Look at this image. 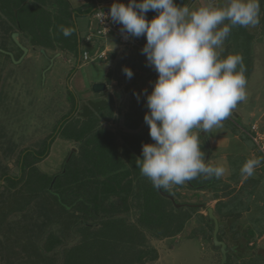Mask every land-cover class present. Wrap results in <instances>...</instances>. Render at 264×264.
<instances>
[{
	"label": "rangeland",
	"instance_id": "obj_1",
	"mask_svg": "<svg viewBox=\"0 0 264 264\" xmlns=\"http://www.w3.org/2000/svg\"><path fill=\"white\" fill-rule=\"evenodd\" d=\"M42 1L44 0H38V2L35 3L43 6ZM175 2L177 4H182L183 2H187V0H175ZM191 2V6L189 7L195 9L206 5L208 0H191ZM212 2L217 7L227 5V0H212ZM26 3L34 5L33 0H26ZM36 12L42 14V9L36 8ZM2 13L10 14L18 21L22 20L24 26H28L34 31L42 29L40 28V24H42L40 20L46 17L45 15L40 16L34 14L32 7L19 10L15 15L14 10L7 9L6 4L0 2V14ZM5 14H3L0 19V45L8 43L7 41L9 38L5 36L10 35L11 32V30L10 32L8 31L11 19ZM155 15H157L156 12L153 16L151 15V17ZM259 19L260 23L255 27H242L239 25L231 27V31L223 42L222 47L217 49L219 59H224L228 55H239L242 57L244 76L247 81L246 99L239 102L232 110L231 115L225 120L227 121L225 124L226 132L229 134L235 132L238 134V137L234 136L230 147L218 149L221 153H226V157L221 158L216 164L222 165L225 168L223 177L227 176L229 173H233L234 168L238 169L241 167L240 163L243 160L241 157L249 156L250 153L253 154V158L259 156L263 157L251 138L245 133V130L251 131V124L253 122L257 121L259 125L261 122L264 123V0H260ZM228 23L230 22L225 21V24ZM222 26L223 25H221V27ZM16 45L13 44L12 47H14V50L19 55V48L17 47L18 45ZM1 55L0 52V59L2 57ZM12 61L14 65L17 66L13 59ZM33 65H35V63L29 61L22 65L21 68H23L22 70L25 72L21 70L22 73L19 76L20 78H16V82L8 90L0 87V264H40L39 261H36V256L31 254L34 248V246L31 247L33 241L26 237H24V239L16 238L19 236L18 233L28 237L29 234L39 232L40 226L42 225L45 230H54L57 233H62L60 232L62 223L59 222L66 223L69 220L73 221L75 219L74 216L71 217L67 210L63 209L61 205L57 203L53 195H50L53 194L50 190L47 189L44 191V189H41L42 186H46L49 180L47 181V178L39 177L38 174L40 172L45 173L46 176H52L53 180H51L53 184L57 178L61 177L57 175H63L69 169L67 174L69 180L72 177L71 175L75 174L74 172L82 168L81 166L83 165H80V162H74V157H70L71 154H73V148L74 154L79 153V143L75 144L74 142L69 144L67 148V144L63 142V137L66 136L68 132L67 123L64 127L60 125L63 123L61 120L66 115H68L66 116V118H68L69 115L72 114L70 117L71 121H75V119H73L75 113L72 111V105L74 102L78 103V97H76V93L72 91L70 86L66 87L64 80H57V84L53 87L56 89L59 88L57 91L59 93L58 96H56V93L51 92L53 88L49 90L51 79H47L48 74L45 73L46 69L40 70L37 68V71L33 68L29 69V78L26 77L28 74L26 71ZM26 66L28 67L24 68ZM148 69L150 70L147 73V77L153 72H156L153 67ZM239 70L240 65L237 66V71ZM63 72L65 73V71L62 70V73ZM149 79L152 78L149 77ZM148 85L150 86L152 83L149 82ZM12 88L19 91L17 94H14V96H11L10 89ZM151 91L152 88H148V93ZM77 103L75 104V110L78 108ZM242 104L245 105V107H243ZM77 113H79V110ZM239 113L242 114L241 118L236 117L240 115ZM99 114L100 112L97 116H99ZM97 116L92 112L87 118L89 120V122H87L88 127L83 126L82 128H77V130L80 133L90 130L91 128L89 129V126H92L95 121L98 120ZM232 121L236 123L237 132L234 130L232 131V127L228 125V123L232 124ZM238 124L244 129L238 127ZM232 125L235 126L234 124ZM91 130L92 132L94 131L97 141H102L103 137L100 133H97V129L93 128ZM147 131L149 132V130ZM52 135H54V138L56 136H59V138L56 139L51 147L50 156L41 162L39 166L37 162H35L36 160H34L26 169H23V164L27 165L31 161L30 157L41 156L46 148L49 147L48 150L50 149ZM200 135L204 138L202 132L199 134V137ZM211 135H213V140L216 142V145L221 142L220 135H217L216 132H212ZM90 137L93 138V136ZM141 137V139L139 138L138 141H135L138 145L141 144V142L144 144L154 143L149 133H144ZM205 137L208 138L207 135H205ZM23 142L24 145L27 146L25 150L20 148ZM104 144H106L105 141ZM104 151L106 152L105 148ZM215 151L213 154H215ZM20 157L21 161H19ZM28 158L30 161H28ZM262 168L264 169L261 165L258 166L254 175L247 181L245 180L243 184L245 191L252 190L254 192V198L249 199V202H242L241 196L238 195L241 198V202L244 204H242L239 201V197L236 196L226 203L227 206L233 208L230 211H233L235 214L237 213L236 209L240 212L244 209V211H246L247 206H249L242 218L239 217L240 213L237 218L230 215V223L231 221H233V223H235V221L237 222L236 231L233 234L237 239L246 236L247 229L250 228V226L251 235L257 234L264 226V170ZM6 170L10 178L3 177L2 173ZM29 178L32 179L31 182H28ZM12 179H16L15 181H17V183H14ZM257 179L260 181H257ZM60 180L62 181V177L59 181ZM198 180L197 177L191 181L196 183L199 182ZM201 182H205V180L201 178ZM211 182L212 181H208L206 183L207 186ZM64 184L67 186L70 183L65 182ZM30 187H32L34 191H37V193L31 192ZM200 187L198 186L195 188L190 185L188 181L182 185H171L168 187V189L178 193L176 197L181 203L196 205L193 207L196 211L192 212L188 206L182 209L191 212L192 218L188 221L184 230L174 236H156L145 227V243L148 246L156 247L159 256L155 260L148 261L144 264H220L221 253L219 251L214 252L210 238H201L202 243L200 244L194 241L190 235L191 232L203 233L204 229L202 228L206 229V226L201 225V222L197 221V215L200 212L207 215V208L209 206H215L214 204L216 203L211 201L213 199V192H210V189L206 190ZM236 190L237 188L234 190L235 193ZM77 192H80V189L72 193L69 192L71 196H65L67 193H63L61 194V198L63 201L64 199H66L65 201H70ZM110 197L113 201L118 199L114 194H111ZM108 202L110 201L108 200ZM23 206H25L24 209L19 210V208ZM74 207H76V205ZM74 207V211H77ZM58 210L60 211L59 218L57 215ZM70 210L72 211V209ZM76 213L77 215L81 214L80 211ZM124 215H126L130 223L140 225L138 222L140 210L136 206H132L131 212ZM248 220L252 221V223H249ZM88 221H92V219ZM209 224V232L211 233V223L209 222ZM19 225L22 226L19 227ZM18 227L22 228V230L20 231ZM12 228H14V231ZM225 235H227V233ZM61 237L64 242L57 247V251L59 252L57 253L56 251L53 253L54 258L58 259L57 264H60L62 261L63 249L66 246L69 247L76 244L81 239V234L72 232L71 234L67 233ZM219 237L220 239L223 238L221 230ZM254 240L255 244L252 245L250 249L249 246L239 245L236 246V249L230 251L227 264H264V252H262V250L260 251V249H264V238L260 241H258V238ZM43 244L44 241L40 242L39 248L44 255H52V253L44 252Z\"/></svg>",
	"mask_w": 264,
	"mask_h": 264
},
{
	"label": "clouds",
	"instance_id": "obj_2",
	"mask_svg": "<svg viewBox=\"0 0 264 264\" xmlns=\"http://www.w3.org/2000/svg\"><path fill=\"white\" fill-rule=\"evenodd\" d=\"M149 11L157 13L151 20L146 18ZM109 17L122 25L121 32L127 36L146 37L141 52L158 74L152 91L146 95L149 111L144 122L154 143L142 145V158L136 160L141 174L157 188L182 185L201 175L223 176L222 165L205 162L199 134L194 130L206 135L222 126L237 104L246 99L242 57L219 59L217 49L231 27H255L260 23V0H227V5L221 7L208 0L195 9L177 5L175 0H128L127 4L114 0L109 12H102L101 21ZM61 30L65 37L74 32L70 28ZM123 71L132 78L130 68ZM260 164V158L248 159L240 169L241 175L253 176Z\"/></svg>",
	"mask_w": 264,
	"mask_h": 264
},
{
	"label": "crops",
	"instance_id": "obj_3",
	"mask_svg": "<svg viewBox=\"0 0 264 264\" xmlns=\"http://www.w3.org/2000/svg\"><path fill=\"white\" fill-rule=\"evenodd\" d=\"M22 1L23 5H21V7L23 6V8L20 10H24L26 7H32L34 14L40 16L45 15L46 17L40 20L42 21V24H40V28L42 29L36 30L37 32L28 26H24L22 20H17V24H14L13 31L10 32V35L5 36L9 38L7 41L8 43L0 45V48L12 52L16 59H21V62L16 63L18 67L15 66L11 56L0 51L2 54L0 59V87L8 90L11 86H13V84L16 82V78H20V74L25 72L22 70L23 68H21V66L27 61L35 63V65L28 68L26 71V73L28 72L26 77L29 78V69L33 68L36 71L37 68L40 70L46 69L45 73L48 74L47 79H51L49 90H52L55 84H57V80H64L66 87L70 86L72 91L76 93V97H78V103L74 102L72 105V111L75 113L73 119H75V121H71V114L68 118H66L68 115L63 117L61 120L63 123L60 124L64 127V125L67 123V135L63 137L61 134L63 137V142L67 144V148L69 144L74 142L75 144L79 143L80 148L85 138L95 135L94 131L92 132L91 130L93 128L97 129V133L105 135L107 138L105 139L107 148L116 145L118 147H122V150L124 149L125 145L128 146V138H130V136L148 132L147 130H149V126L144 122V115L149 111L147 108L146 95L149 94L148 88L153 87V82H155L157 79L158 74L157 72H153L149 75V77L152 79L147 77V73L150 70L148 68L151 66L149 67L148 65L146 55L142 54L141 52V49L146 44V37H133L132 41L129 44H126L120 42V40L113 34H109L107 36H98L96 34V30L99 28V25L96 19L93 17L92 6L94 0H44L42 1L43 6L35 3L38 2V0H33L34 5H29L26 3V0ZM99 1H101L103 5H112L114 3V0ZM120 2L127 4L128 0H120ZM191 3V0H187V2L177 5L191 6ZM36 8H41L42 14H38L35 11ZM154 14V11H149L146 13V18L151 20L153 18L151 15L153 16ZM12 21L13 20L11 19L10 22L13 23ZM62 27L74 29V32L72 35L65 37L61 30ZM14 32H19L20 41L28 48V53L24 54V51L16 45L12 38V34ZM13 44L19 48V55L14 50V47H12ZM85 51H89L92 55H94L97 51H106L107 56L104 59L84 61L82 56ZM27 67L28 66L24 68ZM125 67L132 70V78L129 79L126 77L123 71ZM62 70L65 71V73H62ZM148 81L151 82L152 85L149 86ZM96 83H103L105 86L101 89H94V85ZM58 90L59 88H53L51 92L56 93V96H58ZM145 90L146 92H144ZM10 91L11 96H14V94L19 92L18 90H14V88L10 89ZM76 103L78 104L77 110H75ZM243 107H245V105H243ZM78 110L79 113H77ZM92 112H94L96 116L100 112L99 116H97L98 120L92 125L93 128L92 126H89L91 131L87 130L80 133L77 128H82L83 126L88 127L87 122H89V120L87 118L90 114H92ZM239 114L242 116L241 113ZM226 122L227 121H223L222 126L215 127L206 134L211 146V151L213 150L209 163L213 165H216L221 158L226 157V153H221L218 151V149H226L230 147L234 136L238 137V134L235 132L233 134L226 132ZM232 124L228 123V125L232 127V131H236V123L232 121ZM256 124L261 126L264 130L263 122H261L259 125V123L256 121ZM238 127H240L239 124ZM194 131L199 133V130ZM85 132L87 133L85 137L82 138ZM212 132H216L217 135H220L221 142L217 143V145L213 140V135H211ZM245 133L247 134L246 130ZM203 135L204 138H202L200 135V144L205 145L206 152L204 156L206 160L207 147L205 134L203 133ZM57 138H59V136H56L51 143L48 156L42 157L41 155L40 157V155H35L36 158L30 157L31 161L28 163V165L36 160L35 162H37L39 166L41 162L46 160L47 157L50 156L51 147ZM97 142L98 141L96 140V143ZM23 145L24 142L20 148L22 150L27 149V146ZM91 147L92 149H99L95 143H91ZM214 151L215 154H213ZM72 152L73 154H71L70 157H74V155L79 154H74V148L72 149ZM250 158H253L252 153H250L249 156L241 157V159H243L240 163L241 167ZM257 158L261 159L260 165L261 167H264V158L262 159L261 156ZM241 167L238 169L234 168L233 173H229L225 177H202L205 181H212V183L219 180L216 188L210 187V183L208 186L207 184L201 186H207L206 190L210 189V192L213 193L215 191L214 189H219L220 198H213L211 200L216 202L214 204L215 206L212 207L214 208V212L220 222V230L223 234V238L221 239L224 240L229 247H232L233 250L239 245L249 246L250 249L252 248L251 246L255 244L254 239L257 240L258 238V241H260L264 238V226L255 235L250 234L251 226L247 229L246 236L243 235L244 237H241V239H237L233 235L236 231L235 228L237 222L235 221V223H233V221H231L230 223V215L237 218L240 213L239 217L242 218L244 217L249 206H247L246 211H244V209L240 212L236 209L237 213L235 214L233 211H230L233 208L227 206L226 203L235 196H241L242 202H249V199L254 198L255 196L252 190L245 191L243 188L244 181H247L250 177L245 178L241 175ZM257 181L260 180L257 179ZM235 188H237L236 193L234 191ZM241 198L239 197L240 202ZM202 214L204 213L202 212ZM248 222L252 223L250 220H248ZM204 225L206 226V229L203 231V233L197 234V232H191L190 234L194 241H197L200 244L202 243L201 238L203 237H206V239L210 238V242H213V229L210 233V225ZM226 233L227 235H225ZM261 250L264 252V249H260V251ZM214 252L218 251L214 250Z\"/></svg>",
	"mask_w": 264,
	"mask_h": 264
},
{
	"label": "trees",
	"instance_id": "obj_4",
	"mask_svg": "<svg viewBox=\"0 0 264 264\" xmlns=\"http://www.w3.org/2000/svg\"><path fill=\"white\" fill-rule=\"evenodd\" d=\"M0 2H4L7 9L14 10L15 15L17 11L23 8V6L21 7L23 5L22 0H0ZM94 7L95 4H93L92 8ZM3 14L5 13L0 14V19ZM5 15L13 20V23L8 26V31L10 32L11 30L12 32L14 24H17V19L10 14ZM253 125L254 122L251 124V131ZM85 135L86 133L83 134L82 138ZM101 135L103 139L97 143L95 135H93V138L87 137L83 140L80 153L74 155L73 160L74 162H80V165L83 166H81L80 170L74 172L75 174L71 175V179L68 180L69 169L65 174L57 175L62 177V181H59L60 177L53 184L52 176H46L45 173L40 172L38 174L39 177L49 180L46 186H42L41 189H44V191L50 190L53 193L50 195H53V198L55 197L57 203L63 209H66L71 217L74 216L75 218L73 221L69 220L66 223L59 222L62 223L60 231L62 233H57L54 230H45L43 225L40 226L39 232L29 234L28 237L18 233L19 236L16 238L24 239L26 237L33 241L31 247L34 246V248L31 254L36 256V261H39L40 264H57L58 259L54 258L53 253L64 242L61 236L72 232L80 233L81 239L76 244L69 247L66 246L63 249L60 264H144L155 260L159 256L156 247L148 246L145 243V227L156 236H174L181 233L192 218L191 212L182 210L183 208H176L172 201L164 197L159 189L154 187L152 182L142 175L140 169L136 166L137 158H142V145L144 143L140 141L141 144L138 145L135 141H138L139 138L141 139L143 134L130 136L128 138L129 144L127 143L128 146L125 145L123 150L121 149L122 147L116 145L107 148V143L104 144V141L106 142L104 139L107 138L105 135ZM249 137L261 152L262 158H264V152L260 150L252 137ZM54 139V135H52L51 143ZM91 143L97 144L99 149H92ZM200 145L202 153L205 154V145ZM48 148L43 151L42 157L48 156L50 152ZM19 161H21V157ZM27 166L28 164H23L22 168L26 169ZM6 172L7 170L2 173L3 177L10 178ZM202 177L203 175L198 176L199 182L193 183L191 181L195 188L204 186L208 182H201ZM15 180L13 182L17 183ZM202 180L204 179L202 178ZM31 181L32 179L29 178L28 182ZM218 181L211 182L209 186L216 188ZM65 182L70 184L66 186ZM202 188L206 189L207 187ZM78 189H80V192H77L70 201H65L66 199L63 201L61 198V194L67 193L65 196H71L69 192L72 193ZM163 189L168 193L175 194L174 196L178 194L168 188ZM214 190L212 197L215 199L220 198L219 189ZM30 191L37 193L32 187H30ZM111 194H114L118 199L113 201L110 197ZM75 205L76 207H74ZM132 206H136L140 210L138 220L140 225L130 223L129 219L124 215L131 212ZM24 207H20L19 210L24 209ZM73 207L75 210L80 211L81 214L77 215V211H74ZM193 207L195 206H189L188 208L194 212L196 209ZM57 212L59 213H57L59 218L60 211L58 210ZM89 219H92V221H88ZM197 221L201 222V225H210L207 215L202 213H198ZM213 226L214 224H211L212 229ZM161 228L165 229L161 231ZM202 229L205 230V228ZM19 230L21 231L22 228H19ZM43 241L44 252L52 253V255L45 256L39 248V243Z\"/></svg>",
	"mask_w": 264,
	"mask_h": 264
},
{
	"label": "water",
	"instance_id": "obj_5",
	"mask_svg": "<svg viewBox=\"0 0 264 264\" xmlns=\"http://www.w3.org/2000/svg\"><path fill=\"white\" fill-rule=\"evenodd\" d=\"M12 38L13 40L15 41V43L24 51V54L28 53V48L26 46H24L22 44V42L20 41V38H19V32H14L12 34ZM0 51L8 54L11 56V58L16 62V63H19L21 62V59H16L14 54L10 51H7V50H4V49H1L0 48ZM105 85L103 83H96L94 85V89H101L103 88ZM206 139V147H207V156H206V160L205 162L206 163H209V160L211 158V146H210V143L208 141V139L205 137ZM190 185L193 186V184L191 183V181H188ZM160 193L170 199L172 201V203L174 204V206L178 209H181V208H184L186 206H196V205H192V204H187V203H181L177 200L176 196H174L173 194L171 193H168L166 192L163 187L161 188H158ZM207 215H208V221L210 223H213L214 224V230H213V244H212V248L216 251H220L221 253V260H220V264H227V261H228V254L231 250H233L232 247H229L227 245V243L220 239L219 237V232H220V222H219V219L218 217L216 216L215 212H214V208L212 206H209L207 208Z\"/></svg>",
	"mask_w": 264,
	"mask_h": 264
},
{
	"label": "built area",
	"instance_id": "obj_6",
	"mask_svg": "<svg viewBox=\"0 0 264 264\" xmlns=\"http://www.w3.org/2000/svg\"><path fill=\"white\" fill-rule=\"evenodd\" d=\"M110 6L111 5H103L98 0L96 1L94 16L99 23V28L97 29L96 34L98 36H107L109 34H113L120 40V42L128 44L132 41L133 37L127 36L126 33L121 32L122 25L113 23L110 17L101 21L102 12L107 14L109 12ZM105 57L106 51L97 52L94 55H92L89 51H85L83 53V58L85 60H96ZM247 133L252 137L253 141L260 148V150L264 152V130H261L257 125H253L252 131Z\"/></svg>",
	"mask_w": 264,
	"mask_h": 264
},
{
	"label": "flooded vegetation",
	"instance_id": "obj_7",
	"mask_svg": "<svg viewBox=\"0 0 264 264\" xmlns=\"http://www.w3.org/2000/svg\"><path fill=\"white\" fill-rule=\"evenodd\" d=\"M0 177H1V175H0ZM0 186H1V184H0Z\"/></svg>",
	"mask_w": 264,
	"mask_h": 264
}]
</instances>
